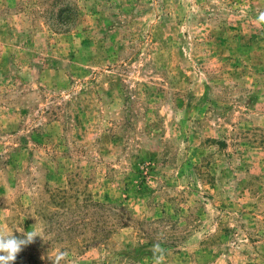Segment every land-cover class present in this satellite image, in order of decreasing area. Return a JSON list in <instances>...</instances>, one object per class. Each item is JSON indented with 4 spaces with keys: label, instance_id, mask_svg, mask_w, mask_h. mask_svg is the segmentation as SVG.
<instances>
[{
    "label": "rangeland",
    "instance_id": "1",
    "mask_svg": "<svg viewBox=\"0 0 264 264\" xmlns=\"http://www.w3.org/2000/svg\"><path fill=\"white\" fill-rule=\"evenodd\" d=\"M264 0H0V230L13 264H264Z\"/></svg>",
    "mask_w": 264,
    "mask_h": 264
},
{
    "label": "clouds",
    "instance_id": "2",
    "mask_svg": "<svg viewBox=\"0 0 264 264\" xmlns=\"http://www.w3.org/2000/svg\"><path fill=\"white\" fill-rule=\"evenodd\" d=\"M255 20L257 24L264 25V11H259L258 15L255 17ZM20 232L22 233L23 238H18L13 236V234L5 235L4 232L0 230V264H13L22 248L31 244L34 238L37 237L34 231L24 233L21 229ZM150 251L153 254L152 258L155 264H160L165 250L159 243H155L153 244ZM66 256V252H59L55 257L53 264H60V261L65 259Z\"/></svg>",
    "mask_w": 264,
    "mask_h": 264
}]
</instances>
